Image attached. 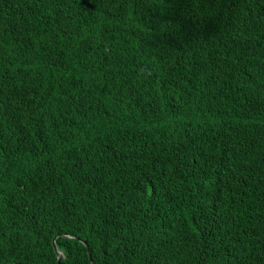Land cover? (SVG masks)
I'll return each mask as SVG.
<instances>
[{
    "label": "trees",
    "instance_id": "1",
    "mask_svg": "<svg viewBox=\"0 0 264 264\" xmlns=\"http://www.w3.org/2000/svg\"><path fill=\"white\" fill-rule=\"evenodd\" d=\"M264 264V0H0V264Z\"/></svg>",
    "mask_w": 264,
    "mask_h": 264
},
{
    "label": "water",
    "instance_id": "2",
    "mask_svg": "<svg viewBox=\"0 0 264 264\" xmlns=\"http://www.w3.org/2000/svg\"><path fill=\"white\" fill-rule=\"evenodd\" d=\"M56 239L54 240V247H55V250H56V253L58 255V259H59V264H60V261L61 259L64 257L63 253L58 249L57 247V244H56Z\"/></svg>",
    "mask_w": 264,
    "mask_h": 264
}]
</instances>
